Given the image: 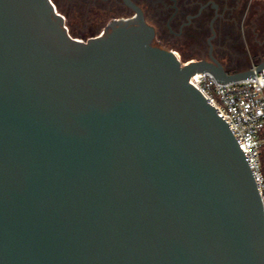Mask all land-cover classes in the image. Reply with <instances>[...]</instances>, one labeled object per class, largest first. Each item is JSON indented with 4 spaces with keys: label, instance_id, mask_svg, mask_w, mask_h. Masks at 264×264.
Masks as SVG:
<instances>
[{
    "label": "water",
    "instance_id": "water-1",
    "mask_svg": "<svg viewBox=\"0 0 264 264\" xmlns=\"http://www.w3.org/2000/svg\"><path fill=\"white\" fill-rule=\"evenodd\" d=\"M124 1L78 42L51 0H0V264H264L260 187L189 84L264 62L182 66Z\"/></svg>",
    "mask_w": 264,
    "mask_h": 264
},
{
    "label": "flooded vegetation",
    "instance_id": "flooded-vegetation-1",
    "mask_svg": "<svg viewBox=\"0 0 264 264\" xmlns=\"http://www.w3.org/2000/svg\"><path fill=\"white\" fill-rule=\"evenodd\" d=\"M130 1L142 11L146 23L154 29L152 47L171 51L173 54L176 52L183 59L188 57L196 61L211 62L213 57L228 74L251 70L257 66L245 69L233 67L236 55H230L226 50V47L236 46L241 42L245 23L243 13L246 14L251 9L254 0ZM77 3L80 6L79 18L83 24L96 23L91 29L92 38L100 25L104 26L101 27L104 28L103 32L108 33L114 21L128 20L135 16V11L124 0H77ZM100 33L101 31L98 34ZM80 36L84 37L83 34ZM169 46L177 51L168 50ZM259 51L257 59L261 55L262 61L257 60L258 65L264 62V50Z\"/></svg>",
    "mask_w": 264,
    "mask_h": 264
},
{
    "label": "built area",
    "instance_id": "built-area-1",
    "mask_svg": "<svg viewBox=\"0 0 264 264\" xmlns=\"http://www.w3.org/2000/svg\"><path fill=\"white\" fill-rule=\"evenodd\" d=\"M174 55L182 66L190 63H183L176 52ZM254 69L256 66L251 70ZM189 84L202 94L227 123L260 187L264 202V179L261 172V152L264 147V71L256 72L252 79L227 84H220L209 73H195L190 77Z\"/></svg>",
    "mask_w": 264,
    "mask_h": 264
},
{
    "label": "rangeland",
    "instance_id": "rangeland-1",
    "mask_svg": "<svg viewBox=\"0 0 264 264\" xmlns=\"http://www.w3.org/2000/svg\"><path fill=\"white\" fill-rule=\"evenodd\" d=\"M51 1L54 6H56L58 13L61 15L60 17L62 19L64 18V25L68 28L69 33L73 37L78 39L80 42H86L88 39L92 38V35H90L91 29L95 27L96 23H93L92 25L89 22L85 25L83 24L79 18L80 6L78 5L77 0ZM253 4L254 5H252L251 9L246 14L243 13L245 23L242 31L241 42L236 46L226 47L228 54L233 56L236 55V64L234 63L233 67H237L238 69H245L258 65L257 60L262 59L261 55H259L260 57L257 59V54L260 52L259 50H264V0H254ZM105 16L107 17V15ZM107 21H109V19ZM100 31L102 33L104 28ZM78 34H83L84 37ZM98 35L99 34H94L93 37ZM168 50L177 51L170 46ZM180 59L183 63L196 61L192 58H189L191 60H185L181 55ZM227 64L232 66L230 62Z\"/></svg>",
    "mask_w": 264,
    "mask_h": 264
},
{
    "label": "trees",
    "instance_id": "trees-1",
    "mask_svg": "<svg viewBox=\"0 0 264 264\" xmlns=\"http://www.w3.org/2000/svg\"><path fill=\"white\" fill-rule=\"evenodd\" d=\"M101 27H103V25H100L99 29H97L94 33L95 34H98L99 31L101 30ZM78 35H80V34H78ZM185 60H190V59L188 57H186ZM261 61H262V59L259 60V62H261ZM261 172H262V176H263V179H264V147H263L262 152H261ZM263 194H264V189H263Z\"/></svg>",
    "mask_w": 264,
    "mask_h": 264
},
{
    "label": "bare ground",
    "instance_id": "bare-ground-1",
    "mask_svg": "<svg viewBox=\"0 0 264 264\" xmlns=\"http://www.w3.org/2000/svg\"><path fill=\"white\" fill-rule=\"evenodd\" d=\"M55 7V6H54ZM56 9V8H55ZM56 14H58V15H60L59 13H58V11H57V9H56ZM61 16V15H60ZM78 42H80V41H78ZM178 57H179V55H178Z\"/></svg>",
    "mask_w": 264,
    "mask_h": 264
}]
</instances>
